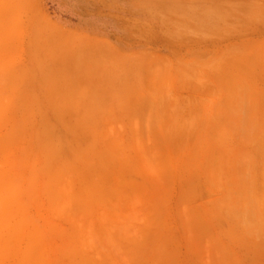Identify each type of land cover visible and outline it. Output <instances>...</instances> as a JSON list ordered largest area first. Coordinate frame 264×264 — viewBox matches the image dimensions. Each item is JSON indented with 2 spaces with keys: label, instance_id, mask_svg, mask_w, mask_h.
<instances>
[{
  "label": "rangeland",
  "instance_id": "1",
  "mask_svg": "<svg viewBox=\"0 0 264 264\" xmlns=\"http://www.w3.org/2000/svg\"><path fill=\"white\" fill-rule=\"evenodd\" d=\"M0 264H264V0H0Z\"/></svg>",
  "mask_w": 264,
  "mask_h": 264
}]
</instances>
